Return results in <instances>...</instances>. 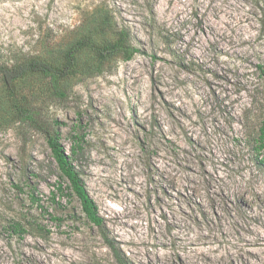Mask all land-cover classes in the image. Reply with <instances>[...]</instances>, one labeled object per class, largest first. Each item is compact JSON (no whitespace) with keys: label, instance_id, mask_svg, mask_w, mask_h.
Instances as JSON below:
<instances>
[{"label":"rangeland","instance_id":"obj_1","mask_svg":"<svg viewBox=\"0 0 264 264\" xmlns=\"http://www.w3.org/2000/svg\"><path fill=\"white\" fill-rule=\"evenodd\" d=\"M122 29L140 52L78 50L65 98L0 74V264H120L106 237L129 264H264V0H0V63L62 67ZM21 108L60 131L103 228L53 203L60 171Z\"/></svg>","mask_w":264,"mask_h":264},{"label":"trees","instance_id":"obj_2","mask_svg":"<svg viewBox=\"0 0 264 264\" xmlns=\"http://www.w3.org/2000/svg\"><path fill=\"white\" fill-rule=\"evenodd\" d=\"M83 47H90L94 49L103 59L116 54H121L126 61H130L137 53L140 52L137 47L130 43L127 31L122 29L120 31L119 38L113 44L108 43L102 48L97 47L91 39L85 38L77 46L73 47L72 51L67 56L66 63L62 67L43 60L31 59L15 63L12 66H6L5 64L0 63V74L5 80L7 86L11 89L15 86L17 81L24 79L28 75H42L44 78L49 80L54 95L59 98H65L66 93L63 90L62 82L70 76L75 65L76 59L73 54L78 50H81ZM19 112L23 120L29 121L34 126L41 128V130H43V132L47 135L48 146L51 150L53 160L60 171L61 179L63 180V182L58 184L56 193L53 195V203L58 207H61V204L56 201V198L67 197L69 200L76 198L80 202L82 212L86 216L87 220L96 227L103 228L105 224L104 218L100 215L96 202L90 196L81 172L69 157L62 143L60 131H51L48 125L39 119L38 113L35 110L21 108ZM54 124L56 126H60L62 123L55 120ZM258 143L260 150H264V121L260 129ZM76 150L77 149L75 148L74 151L76 152ZM31 199L34 203L38 204V208L41 209L43 213H49V207L47 209L41 204L40 200L36 199L34 195H31ZM54 219L56 221H61L60 218ZM12 229L13 232L19 235L27 233V229H25L21 223H15L12 226ZM106 240L117 261L120 264H129L126 259L123 258L118 247L107 239V237Z\"/></svg>","mask_w":264,"mask_h":264}]
</instances>
